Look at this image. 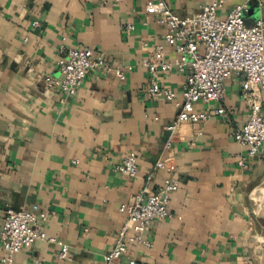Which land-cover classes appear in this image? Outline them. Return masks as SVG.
I'll return each mask as SVG.
<instances>
[{
  "label": "crops",
  "instance_id": "1",
  "mask_svg": "<svg viewBox=\"0 0 264 264\" xmlns=\"http://www.w3.org/2000/svg\"><path fill=\"white\" fill-rule=\"evenodd\" d=\"M148 1L0 0V264L6 209L35 203L48 214V236L68 244L70 255L60 258V244L41 239L15 264H104L127 219L121 205L157 191L168 176L179 181L173 217L156 220L144 233L151 246L130 244L122 264H264V146L242 167L234 136L250 115L244 77L227 79L222 101L196 102L211 116L179 124L168 147L179 109L148 93L144 60L158 45L171 59L178 54ZM213 1L168 0L182 16ZM244 2L248 24L264 19V0H225L219 15ZM72 46L92 48L125 79L96 69L74 95L47 89L45 76L60 75L58 60ZM186 79L178 70L159 75L179 98ZM260 98L264 114V90ZM132 151L134 177L116 170Z\"/></svg>",
  "mask_w": 264,
  "mask_h": 264
},
{
  "label": "built area",
  "instance_id": "2",
  "mask_svg": "<svg viewBox=\"0 0 264 264\" xmlns=\"http://www.w3.org/2000/svg\"><path fill=\"white\" fill-rule=\"evenodd\" d=\"M114 1L119 3L124 0ZM224 4L225 0H214L200 12L182 16L173 10L168 0L147 2V12L166 26L163 38L178 54L171 59L158 45L145 58L144 65L150 71L147 91L151 96L175 101L178 106L176 121L167 126L171 131L166 144L169 147L179 124L199 123L211 116L207 111H196V102L222 101L226 94L227 79L235 73L243 75L244 97L250 106V115L244 125L234 132V136L244 147L238 163L247 167L248 158L259 154L264 146V114L260 98L264 90V19L248 24L245 18L247 2L234 5L225 16H220L219 10ZM34 24L38 26L39 22L35 21ZM133 27L132 24L127 25L128 29ZM58 66V77L45 76L46 88L57 89L67 95L76 94L86 76L96 69L114 73L120 80L126 77L122 67L106 62L90 47L66 48L58 60ZM174 70L185 73L187 77L181 98L173 87L160 84L159 75ZM216 113L226 114V110L219 108ZM164 166L163 160L156 164L157 168ZM116 170L136 176L137 152L125 155L116 165ZM151 176L149 174L148 177ZM178 189V179L168 176L157 191L133 194L121 205L120 209L126 213L127 219L118 231L114 248L105 255L104 264H122L130 244L151 246V242L144 239V233L156 220L173 217L171 199ZM47 218L48 214L36 203L30 207L22 206L20 210L13 207L6 209L1 231L2 264H15L20 251L41 239L59 243L60 258L70 255L68 244L48 236L44 230L43 223ZM127 264L138 263L134 258H129Z\"/></svg>",
  "mask_w": 264,
  "mask_h": 264
},
{
  "label": "water",
  "instance_id": "3",
  "mask_svg": "<svg viewBox=\"0 0 264 264\" xmlns=\"http://www.w3.org/2000/svg\"><path fill=\"white\" fill-rule=\"evenodd\" d=\"M15 210H20L22 206H12Z\"/></svg>",
  "mask_w": 264,
  "mask_h": 264
}]
</instances>
